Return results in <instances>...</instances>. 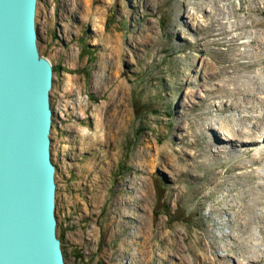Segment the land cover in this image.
Returning a JSON list of instances; mask_svg holds the SVG:
<instances>
[{
    "label": "rangeland",
    "instance_id": "obj_1",
    "mask_svg": "<svg viewBox=\"0 0 264 264\" xmlns=\"http://www.w3.org/2000/svg\"><path fill=\"white\" fill-rule=\"evenodd\" d=\"M36 23L65 264H264V142L208 146L255 123L223 94L264 89V0H38Z\"/></svg>",
    "mask_w": 264,
    "mask_h": 264
},
{
    "label": "water",
    "instance_id": "obj_2",
    "mask_svg": "<svg viewBox=\"0 0 264 264\" xmlns=\"http://www.w3.org/2000/svg\"><path fill=\"white\" fill-rule=\"evenodd\" d=\"M38 0H0V264H65L51 154L54 67Z\"/></svg>",
    "mask_w": 264,
    "mask_h": 264
},
{
    "label": "bare ground",
    "instance_id": "obj_3",
    "mask_svg": "<svg viewBox=\"0 0 264 264\" xmlns=\"http://www.w3.org/2000/svg\"><path fill=\"white\" fill-rule=\"evenodd\" d=\"M220 36V35H219ZM259 65L262 64V62H258ZM115 70V69H114ZM216 76V75H215ZM219 77V76H218ZM215 79V78H214ZM235 79V78H234ZM232 80V78H231ZM236 80V79H235ZM246 80V79H245ZM233 82V86L234 89H230L232 91L230 92H226V95L223 94V96L228 97V100H232L235 99L238 95L242 97V99L245 102H248L246 104H248L249 106L247 107V110L252 111V112H256V116L255 117H247V116H243V121L245 122H250L252 119L255 120V123L252 125H245L242 128H239L236 124H233V120L232 119H228V121H223L221 122L223 129H225L227 131V136L225 137H217L213 132V128L210 126L208 129L209 133H210V137L212 139V143H208V146H212L218 148L219 151H224V150H228V153L231 154L233 152H235L237 150V148L239 147H243V146H247V145H258L262 142H264V117H260V115L258 114V110L260 107H264V100L260 99V95L264 94V89L262 88V82L258 79L257 82H253L250 84L249 86H245V87H240V88H235V84L234 81ZM255 86H254V85ZM232 86V87H233ZM238 87V86H237ZM207 89V88H206ZM228 90V89H227ZM225 92V91H224ZM219 94V93H217ZM210 97V96H209ZM235 101V100H234ZM242 101V100H241ZM240 102V101H239ZM208 103V102H207ZM242 104L238 103V106L240 107V109ZM245 105V104H243ZM242 105V106H243ZM237 106V107H238ZM221 107V111L222 112H231L233 110H235L236 108H233V106H227V105H222ZM244 107V106H243ZM207 109V107H206ZM238 109V108H237ZM242 112H244V108H242ZM246 110V111H247ZM198 111V110H197ZM220 111V110H219ZM209 110L203 111L201 112V114H209ZM200 119V118H199ZM197 121V120H196ZM198 123V122H197ZM186 137V136H185ZM180 140V139H179ZM200 141V140H199ZM197 142V141H196ZM199 143V142H198ZM208 147V148H209ZM228 147V148H227ZM162 154V153H161ZM176 154V153H175ZM195 154V153H194ZM197 155H195L194 158L200 157V158H207L205 156V153L202 152L201 150L198 151V153L196 152ZM215 156H217L215 154ZM183 157V156H182ZM236 157H240V160L233 166V169L239 170L241 168H251L253 166L256 167V164L259 163V159L254 158V156L252 155H248L247 153H244L242 156L241 155H237ZM177 158V157H176ZM184 158V157H183ZM181 159V158H180ZM207 160V159H206ZM205 160V161H206ZM193 162V161H192ZM151 164V163H150ZM219 166V164H218ZM220 167V166H219ZM171 169V167H170ZM184 169V168H183ZM186 169V168H185ZM210 170L212 168H209ZM232 171L230 170V168H228L225 171V174H228V177H231L230 181H235L236 179H239L240 176H238L239 174H234V176L232 177L230 175ZM197 177V176H196ZM210 177V176H209ZM222 177V176H221ZM235 177V178H234ZM228 179V178H227ZM198 181V180H197ZM149 194V193H148ZM148 205V204H147ZM246 215V213H245ZM145 223V222H144ZM143 223V224H144ZM261 223V221H260ZM264 223V222H263ZM263 223H261L262 225H264ZM143 227V226H142ZM257 239V238H256ZM175 243V242H174ZM258 244V243H257ZM178 251L177 249L175 250V252ZM174 253V252H173ZM171 256V255H170ZM174 264V262H173Z\"/></svg>",
    "mask_w": 264,
    "mask_h": 264
},
{
    "label": "trees",
    "instance_id": "obj_4",
    "mask_svg": "<svg viewBox=\"0 0 264 264\" xmlns=\"http://www.w3.org/2000/svg\"><path fill=\"white\" fill-rule=\"evenodd\" d=\"M55 71V70H54Z\"/></svg>",
    "mask_w": 264,
    "mask_h": 264
}]
</instances>
